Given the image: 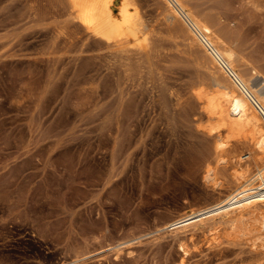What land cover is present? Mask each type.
Segmentation results:
<instances>
[{
  "label": "rangeland",
  "instance_id": "1",
  "mask_svg": "<svg viewBox=\"0 0 264 264\" xmlns=\"http://www.w3.org/2000/svg\"><path fill=\"white\" fill-rule=\"evenodd\" d=\"M162 1L135 0L152 37L121 50L89 39L63 0H0V264H264L257 217L218 223V244L208 224L166 229L264 161L236 141L217 156L219 124L203 128L193 89L210 83L208 57ZM185 3L264 94V0Z\"/></svg>",
  "mask_w": 264,
  "mask_h": 264
},
{
  "label": "bare ground",
  "instance_id": "2",
  "mask_svg": "<svg viewBox=\"0 0 264 264\" xmlns=\"http://www.w3.org/2000/svg\"><path fill=\"white\" fill-rule=\"evenodd\" d=\"M162 2H165L162 8L164 9V20L168 26L181 20L190 45L195 44L196 47L199 45L208 57L205 58L209 60L208 63L211 66V72L208 69L210 85L208 84L209 87H207L208 85L202 82L194 83L193 89L207 117V123L203 128H208L210 124H219L218 127L211 126L208 130L211 134L216 133L214 136L217 156L222 157L221 153L226 152L230 142L236 141L251 145L253 162L264 161V122L252 103L254 100L264 108V94L240 69L238 64L242 60L237 58L236 51L228 45L222 34L214 29L212 19L191 10L185 0H173V2L164 0ZM63 3L67 5V13L73 17V20L77 22L76 25L86 33L89 39L90 37L96 38L97 42L100 41L109 47L121 50H134L135 48L146 50L149 38L152 37H150L151 29L141 15L135 0H63ZM175 33L174 36H177ZM199 53L203 54L202 51ZM222 63L235 79L223 68ZM249 166L250 163L233 168L230 181L236 188L223 200L208 207L190 211L170 223L166 229L173 233L208 224L207 230L212 232L209 238L210 244L219 241L218 223L234 226L236 222L244 218L257 217V221H260L262 225L261 230L264 231V198L245 192L252 180ZM206 178L211 179L208 171ZM184 244L180 242L179 248L185 256L188 248ZM253 246L255 247V244ZM178 264H186L184 257Z\"/></svg>",
  "mask_w": 264,
  "mask_h": 264
},
{
  "label": "built area",
  "instance_id": "3",
  "mask_svg": "<svg viewBox=\"0 0 264 264\" xmlns=\"http://www.w3.org/2000/svg\"><path fill=\"white\" fill-rule=\"evenodd\" d=\"M207 47L210 48L208 44ZM222 66L229 73V75L232 78H234L233 74H231L229 69L223 63ZM252 103L256 108V110L258 111L262 119V122H264V108L260 107L254 100H252ZM250 184H251L250 187L245 192L248 193L249 195H254L258 197L260 196L261 198H264V169L256 170L253 173Z\"/></svg>",
  "mask_w": 264,
  "mask_h": 264
}]
</instances>
